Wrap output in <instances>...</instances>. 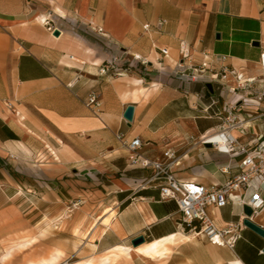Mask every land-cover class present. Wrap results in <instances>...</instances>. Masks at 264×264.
I'll return each instance as SVG.
<instances>
[{
	"label": "crops",
	"instance_id": "0c3cea01",
	"mask_svg": "<svg viewBox=\"0 0 264 264\" xmlns=\"http://www.w3.org/2000/svg\"><path fill=\"white\" fill-rule=\"evenodd\" d=\"M180 41L190 60L176 67ZM262 52L264 0H0V264L24 252L30 261L53 254L51 264H264V238L244 225L232 249L185 231L176 203L159 199L155 181L143 185L152 168L130 163L115 136H138L139 154L151 160L173 152L179 179L224 182L227 155L197 138L218 129L228 103L241 104L250 125L234 136H264V101L242 103L217 83L211 94L177 71L206 58L258 77ZM125 54L144 63L140 72L100 75L92 65ZM92 90L97 114L82 102ZM209 213L218 227L244 217L236 203ZM250 219L264 228V207ZM137 235L145 241L133 246Z\"/></svg>",
	"mask_w": 264,
	"mask_h": 264
},
{
	"label": "built area",
	"instance_id": "2783aa9c",
	"mask_svg": "<svg viewBox=\"0 0 264 264\" xmlns=\"http://www.w3.org/2000/svg\"><path fill=\"white\" fill-rule=\"evenodd\" d=\"M165 23L164 19H159L155 23L156 28H160ZM89 28L98 34L104 35L102 27L89 23ZM149 24H144L143 29L148 30ZM48 30H52L47 25ZM164 56H167L166 47L160 49ZM180 60L176 67H181V62L190 60L187 49H184V42L179 44ZM121 56H114L105 60L97 66V73L100 75L119 76L131 70L130 67H123L119 64ZM144 65V63H141ZM259 65L264 70V52L259 55ZM190 72L185 70L177 71V78L181 81L210 82L220 84L227 92L240 93L241 102L246 101V95H254L258 101H264V73L258 77H243L242 73L228 64L213 65L208 59H203L197 64L191 63L188 67ZM79 75L75 74L66 83L67 88H72L78 81ZM233 83V84H230ZM258 85L255 88V85ZM85 107L97 114L100 110L101 99L99 92L92 90L83 99ZM5 105L12 108V103L5 102ZM241 104L228 103L222 110L221 124L209 136L200 135L197 143L204 145L211 143V147L217 152L227 155L228 162L219 167L223 174L229 177L222 183H212L205 185L194 180H183L175 176L172 171L174 163L173 152L166 151L164 159L151 160L142 157L138 150L142 145L138 136L131 139L125 138L124 134L117 133L116 139L127 149L130 163H137L142 167H151L153 172L143 185L150 181L156 182L159 190L160 200H173L177 205L180 214L179 225L188 231L195 233L206 239L208 242L220 246H227L232 249L237 239L241 237L240 230L242 221L238 223L229 222L224 227H218L209 213L210 207L221 208L230 203H236L240 207L248 205L253 213L264 207V197L261 194L264 186V136L250 142H242L237 136L232 134L233 130L244 132L249 128L247 120L244 119L238 109ZM264 115V113H263ZM193 139V137H191ZM236 159L238 171L231 174V162ZM73 206L76 203L72 204ZM250 219V218H249Z\"/></svg>",
	"mask_w": 264,
	"mask_h": 264
},
{
	"label": "water",
	"instance_id": "95a60500",
	"mask_svg": "<svg viewBox=\"0 0 264 264\" xmlns=\"http://www.w3.org/2000/svg\"><path fill=\"white\" fill-rule=\"evenodd\" d=\"M60 34V31L58 29L53 30V35L58 36ZM219 36V34L217 35ZM257 45L258 43H254ZM206 89L213 94V85L210 82H206L205 84ZM123 118L126 120L128 124L133 119V105L128 104L123 112ZM206 146H211V143H206ZM242 212L244 214V217L242 219V223L245 227L249 228L250 230L254 231L256 234L264 238V228L261 227L260 225L254 223L251 219V216L253 215V210L248 206V205H243L242 207ZM145 241V238L143 235H137L131 239V244L133 246H137ZM263 252H264V247H263Z\"/></svg>",
	"mask_w": 264,
	"mask_h": 264
},
{
	"label": "rangeland",
	"instance_id": "374dc122",
	"mask_svg": "<svg viewBox=\"0 0 264 264\" xmlns=\"http://www.w3.org/2000/svg\"><path fill=\"white\" fill-rule=\"evenodd\" d=\"M119 64L121 65V66H123V67H130L132 70H135V71H138V72H140L141 71V69L143 68V66H142V64H140L137 60H135L134 59V57L133 56H129V55H122L121 56V59H120V62H119ZM128 72H130V70L128 71ZM146 81H148V78H146ZM230 84H233V83H230ZM240 93H242V91H240ZM249 96H254L253 94H251V95H249ZM238 113H242V110L239 108L238 110ZM243 114V113H242ZM104 222L106 223L107 222V219H105L104 220ZM35 240V238L32 240V241H34ZM32 241H30V242H28L27 244H25V245H23V246H18V248H19V250H18V252L20 253L21 252V248H23V247H25V246H27L29 243H31ZM144 243V242H143ZM142 244V243H141ZM58 250H55V255H57L58 254ZM119 255H120V252H119ZM49 259V260H48ZM111 259V261H114L115 259H116V257L115 256H113V257H111L110 258ZM31 260V259H30ZM29 259H27L26 258V256H25V252L22 254V256H20L17 260H15L16 261V263L15 264H26V262L27 261H29L28 262V264H51L52 262H49V261H57L56 260V258H53V254L52 255H50V257L49 258H41L40 260H38V261H30ZM48 260V261H47ZM163 261L164 260H161V261H159L158 263L159 264H162L163 263ZM56 263V262H55Z\"/></svg>",
	"mask_w": 264,
	"mask_h": 264
},
{
	"label": "bare ground",
	"instance_id": "6f19581e",
	"mask_svg": "<svg viewBox=\"0 0 264 264\" xmlns=\"http://www.w3.org/2000/svg\"><path fill=\"white\" fill-rule=\"evenodd\" d=\"M213 133V132H212ZM211 134V133H210ZM210 134H208L207 136H209ZM206 137V136H205ZM192 233V232H191ZM192 234H194L195 236H196V234L195 233H192Z\"/></svg>",
	"mask_w": 264,
	"mask_h": 264
},
{
	"label": "trees",
	"instance_id": "16d2710c",
	"mask_svg": "<svg viewBox=\"0 0 264 264\" xmlns=\"http://www.w3.org/2000/svg\"><path fill=\"white\" fill-rule=\"evenodd\" d=\"M184 230H185V231H188V227H185Z\"/></svg>",
	"mask_w": 264,
	"mask_h": 264
}]
</instances>
